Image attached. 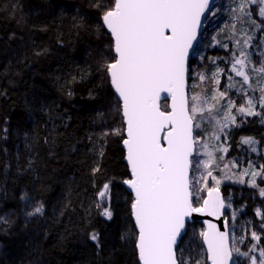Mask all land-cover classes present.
I'll use <instances>...</instances> for the list:
<instances>
[{"label": "trees", "instance_id": "trees-1", "mask_svg": "<svg viewBox=\"0 0 264 264\" xmlns=\"http://www.w3.org/2000/svg\"><path fill=\"white\" fill-rule=\"evenodd\" d=\"M224 1L212 6L218 8L213 17L207 15L200 38L222 22ZM112 3L0 0V264H139L131 218L134 199L123 183L131 176L122 147L121 104L103 70L115 56L102 24L103 11ZM248 11L234 26L238 30L243 22L246 37H252L248 50L257 49L253 59L259 68L264 64V17L258 15V5ZM204 43L190 57L188 82L194 69L201 71L207 92L215 86L213 65L228 72L239 49L232 42L224 48ZM251 76L255 85L264 84V75ZM161 109H168L166 102ZM257 112L245 117L233 109L237 122L228 132L226 157L237 164L248 149L244 138H252L258 150L264 142V109ZM196 172L194 158L192 204L199 207L207 191H196ZM106 183L109 190L101 198ZM261 188V176L255 187L226 182L219 188L227 205L233 264H250L233 249L244 253L256 245L259 253L264 248ZM36 207L42 211L35 213ZM105 208L111 219L103 215ZM253 232L259 242L252 239ZM92 233L99 235V248L89 239ZM202 233L200 223L187 225L177 245L178 259L207 264Z\"/></svg>", "mask_w": 264, "mask_h": 264}, {"label": "snow or ice", "instance_id": "snow-or-ice-1", "mask_svg": "<svg viewBox=\"0 0 264 264\" xmlns=\"http://www.w3.org/2000/svg\"><path fill=\"white\" fill-rule=\"evenodd\" d=\"M250 5H258V15L264 17V0H239L237 9L233 11L250 15ZM99 6L103 8V5ZM206 9H209V0H113L103 11V25L111 34V48L115 53L112 62L106 63L103 70L121 102L126 124L127 138L123 144L127 148L131 179L123 183L134 192L131 209L138 230L135 248L139 264H185L176 255L177 241L184 228L185 217L200 211L191 204L192 180L189 177L194 154L199 155L196 145L201 139L198 134H193L194 129L200 127L199 121L214 120L216 130L212 138L219 141L220 134L227 136L225 129L236 124L233 108L245 117L260 115L255 110L256 103L248 95L252 84L246 68L251 61L244 50L239 55L233 53L231 64V72L242 78L239 91L247 97L244 104L237 107L231 98L226 100L227 91H219V69L211 77L217 86L212 90L211 103L198 93L189 96V49L196 40ZM251 39V36L244 39L245 47L250 46ZM252 71L264 75V64ZM198 79L202 85L206 77L200 74ZM228 80V88L235 87L231 83L233 77L228 76ZM198 86L192 85L193 88ZM259 91L258 103L264 109V84L259 86ZM162 92L171 96V111L160 109L158 100ZM225 100L226 103L221 105ZM221 112V118L217 119L216 114ZM242 142L255 143L252 138H244ZM202 148L207 159H195V167L203 168L206 175L201 179L206 182L209 177L215 179L210 169L216 164V157L207 143L202 144ZM215 151L227 153L228 148L220 144ZM219 159L222 161L224 156ZM231 166L235 167V162ZM223 167L228 168L229 165L224 164ZM97 171L99 168L93 169V172ZM247 174L246 169L242 175ZM251 176V184L255 187L257 176L264 179V166L260 172L252 171ZM219 183L216 180V184ZM108 190L106 183L99 197L105 198ZM260 195L264 196V188H261ZM220 206L223 207V201H220ZM41 211L42 207L35 208V213ZM103 215L111 219L112 213L105 208ZM257 215L261 213L258 211ZM227 236V232L220 233L221 240L215 248L210 245L212 264H228L231 260ZM89 239L96 243L97 248L100 247L97 233L90 234ZM252 239L260 241L255 232ZM233 250L247 256L250 264H264V248H259L258 257L249 255L257 251L256 245L244 253L238 248Z\"/></svg>", "mask_w": 264, "mask_h": 264}, {"label": "rangeland", "instance_id": "rangeland-1", "mask_svg": "<svg viewBox=\"0 0 264 264\" xmlns=\"http://www.w3.org/2000/svg\"><path fill=\"white\" fill-rule=\"evenodd\" d=\"M218 2V0L216 1ZM239 3V0H225L223 3V9L220 12V15L218 19H221L222 22L219 24L218 27H216L217 25H212V27H210L211 29L209 31H211L210 33L205 32L203 36H201L200 41H199V46L197 49L196 53L201 52L204 49L205 43H208V47H214V46H220L221 48H224L225 45H228V42H232L234 43L236 46H238V52H236V55H239V52L241 50L246 51L249 54V58L251 63L247 66L246 71L250 74L251 77V84H252V89H248V95L251 96L254 100V102L256 103V111L257 110H261L262 108H260L259 103H258V98L261 95L260 91H259V86L255 85V81H253L252 79H254V77L252 78L251 75H253V71L252 69L256 67L255 60L253 59V54L254 52L257 51V49H251L248 50V47L244 46V39L247 36V30L243 25V22L240 23V27H238L237 30V25H235L236 20H240L242 21V17L243 14L239 13V11H233L234 9H237V5ZM218 8V5L215 7H212L209 11V16L213 17L215 15L216 9ZM230 20L232 21L230 25L227 24V22H230ZM204 24V23H203ZM226 26H229L227 29H224ZM224 29L223 32L221 33H217V31L219 29ZM209 29V28H207ZM216 29L217 31L215 32ZM234 34V35H232ZM240 41V44L237 45V41ZM250 44V43H249ZM196 46V47H197ZM195 47V48H196ZM254 60V61H253ZM218 69V67L216 65H213L212 67V73L210 74V76H212V74L214 72H216ZM202 74L201 71L198 72L197 70L194 69L193 73H192V78L190 79V82H188V90H189V96H191L194 93H198L203 97H207L209 99V102L211 103L212 101L210 100V97L212 95V90L214 88H216L217 86L215 85L213 87L212 90L204 92L203 91V85L204 84H200V81L198 79L199 75ZM204 75V74H203ZM206 77V75H204ZM228 76H232L233 80L231 81V83L235 84V87L233 88H228V84L230 83V81L228 80ZM191 77V75H190ZM219 80H220V84L218 86L219 91H227V98H231L233 101H235L237 107H239L240 105L244 104L246 102L247 97H245L240 91V83L239 81H241V77H237L235 76V73L231 72V68H229L228 72H223V69L220 70V75H219ZM197 84L199 85L198 87L193 88L192 85L193 84ZM262 84V82H260V85ZM245 88L247 89V86L245 85ZM253 89H255L253 91ZM225 101H221V105L226 103ZM235 109V108H233ZM232 109V112H233ZM234 114V113H233ZM207 115V114H205ZM222 116V112L219 114H216V118L220 119ZM200 127L197 129H194V135H199L201 142L200 144L196 145V149L197 152L199 153V155L194 154V158L195 159H200V160H205L207 159V156L203 155V148H202V144L207 143L209 145V150L213 151L214 156L216 157V164L212 166V168L210 169L212 171V176L215 177V179H212V177H209L207 179V181L205 182L203 179H201V177L203 175H206V173L204 172L203 168H199L197 169V172L194 174V179H193V183L195 185L196 191H198L199 193L203 190L204 192L207 191V189L209 188H220V186L222 185V183H233V184H238V183H243L245 185H248L250 187H253L251 184V180H252V176H251V172L252 171H256V172H260L262 166H264V142L262 144V146L260 147L261 149L258 150V146L256 144V142L254 144L249 145L248 144V149L246 150V156H244V158L241 159L240 164H237L235 161H231L229 160L226 155L227 153H222V152H217L215 151V148L217 145L223 144L227 147V137H228V132L229 129L231 127H234L235 125L229 126L228 128L225 129V132L227 133V136L220 134V140L216 141L214 140L213 134L216 130V123L214 120H209V119H203L200 120ZM237 122V120H236ZM253 148L255 149V151H253ZM253 154L252 157V161H250L248 159L249 155ZM223 155L224 159L221 161L219 159V157ZM261 155V156H260ZM244 163L243 164V162ZM235 162L236 166L232 167V163ZM255 162V165L254 163ZM224 164H228L229 167L228 168H224L223 165ZM217 165H219L217 167ZM248 170V174L247 175H242V173L245 172V170ZM259 176L256 177V179ZM216 180H219L220 183L219 185L216 184ZM241 180H243V182H241ZM227 206V205H226ZM235 240V239H234ZM241 244V243H240ZM233 252V251H232ZM254 255V254H253ZM255 255L258 257L259 253L255 252ZM239 257H243L242 255H239Z\"/></svg>", "mask_w": 264, "mask_h": 264}, {"label": "water", "instance_id": "water-1", "mask_svg": "<svg viewBox=\"0 0 264 264\" xmlns=\"http://www.w3.org/2000/svg\"><path fill=\"white\" fill-rule=\"evenodd\" d=\"M217 0H209V9H206L204 14L201 17V24L199 26V28L197 29V37L196 40L193 41V46L192 48L189 49V55H188V67H189V61H190V57L191 54L193 52V50L195 49L196 45L198 44L199 38H200V32H201V28L202 25L204 23V20L206 19L209 10L211 9V7L213 6V4L216 2ZM103 24V21H102ZM104 26V25H103ZM105 27V26H104ZM106 31L108 32L107 28L105 27ZM110 34V32H108ZM111 36V34H110ZM112 38V37H111ZM115 55V53H114ZM188 84V81H187ZM111 85V84H110ZM112 87V86H111ZM114 93H115V89L112 87ZM115 95L117 96V94L115 93ZM118 98V97H117ZM120 102V101H119ZM162 102H166L167 103V107L168 109L166 111H171V96L168 95V93H164L162 92L160 94V99L158 100V104L160 106L161 109V103ZM121 104V102H120ZM161 111H164L161 109ZM121 112H122V105H121ZM124 121V119H123ZM124 136L126 139V124L124 121ZM194 134V133H193ZM122 147L125 151V163L128 166V169L130 171V176H131V170H130V166L127 163V148L126 146L123 144L122 142ZM191 176V170L189 172V177ZM125 188L127 189V191L133 196L134 199V192H132V190L128 187V185L124 184ZM212 189H218V188H209L207 190V192L204 195L203 201L201 203V205L199 207H194L192 204V197H191V204L193 208H198L200 209V211H196V212H191V214L187 217H185V224H184V228L181 230V236L178 238L177 241V245L179 244L181 238L183 237V235L186 232V228L188 224H192V223H200L203 227V233H202V245L206 254V258H207V264H212V260L210 259V253H209V247L210 245L215 248L216 244L221 240L220 237V233L223 232H227L228 236H227V243H228V248L232 253L231 250V245H230V232H229V221L228 218L225 215L227 206L224 200V196L223 193L221 192L220 189H218L217 191H211ZM205 201H207V203H205ZM220 201H223V207L220 206ZM131 218L132 221L134 223L135 226V219L134 216L132 215V209H131ZM225 221H227V223L225 224ZM138 230L136 229V232ZM137 251V255H138V250ZM228 264H232V258L231 260L228 262Z\"/></svg>", "mask_w": 264, "mask_h": 264}, {"label": "bare ground", "instance_id": "bare-ground-1", "mask_svg": "<svg viewBox=\"0 0 264 264\" xmlns=\"http://www.w3.org/2000/svg\"><path fill=\"white\" fill-rule=\"evenodd\" d=\"M193 224V223H192ZM189 225V224H188ZM203 246V245H202ZM231 250H232V248H231ZM232 264H233V252H232Z\"/></svg>", "mask_w": 264, "mask_h": 264}]
</instances>
